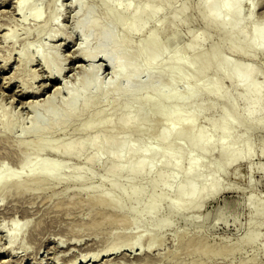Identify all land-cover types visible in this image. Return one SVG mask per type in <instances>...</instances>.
Masks as SVG:
<instances>
[{
    "label": "rangeland",
    "instance_id": "obj_1",
    "mask_svg": "<svg viewBox=\"0 0 264 264\" xmlns=\"http://www.w3.org/2000/svg\"><path fill=\"white\" fill-rule=\"evenodd\" d=\"M15 1H0V65L3 64L0 66V94H4V97L0 95V163L4 162V166L0 164V177L15 174L18 179L27 180L49 167L54 168L55 173L41 182L31 183L24 190L12 188L8 193H0V226L6 229L5 232L0 229V241L2 238L3 242L0 243V264H264V214L253 212L249 205V198L253 196L264 209V126L245 118L241 100L238 109L231 106L227 98H241V86H234L228 78H222L219 88L211 87L213 77L218 74L214 65L206 73L189 72V79L172 72L168 74L170 79H160L152 88L142 85L129 95L123 83L117 90L111 88L116 75L99 57L95 63L100 66L99 79L104 87L101 90L95 87L82 95L74 105V113L62 120L53 121L50 112H46L49 109L52 113L64 115L71 107L70 91L75 89L82 77V68L87 66L76 55L77 48L84 45L82 32L76 23L85 13H90L92 20L98 23L91 30L90 47H95L96 35L101 28H111L117 41L123 44L125 58L143 67H146V54L139 50L140 44L150 30L156 31L165 52L154 68L141 73L142 83L147 81L151 72H167L166 62L171 53L192 57L195 52H208L213 45L219 47L213 63L226 56L235 63L250 64L258 70V81L264 82V52L244 54L232 50L222 31L203 19L200 0H177L172 6L163 5L160 13L148 21L142 31L131 32H127L125 25L114 17L122 13L121 2L137 5L138 0H114L109 14L103 0H82L81 11L77 9L78 0H27L20 13L14 10ZM252 1V13L248 3L242 6L243 14L250 17L245 21L249 33L255 24L264 21V0ZM33 5H38L41 17L31 15L24 18ZM183 6L187 8L180 20L172 15V10L181 11ZM6 27L14 29L7 40L1 34ZM57 28L61 30L56 37H51L50 33ZM197 34L202 40L201 45L185 50L184 46ZM37 50L41 53L38 54ZM57 54L65 65L62 82L69 89L62 90L47 104L32 107L29 104L42 103L56 83L48 76L46 68L49 62L54 65ZM31 72L41 74L42 78L38 75V80H32ZM11 73L13 75H9ZM7 76L15 78L7 82ZM29 81L41 88L38 95L19 94L23 82L28 84ZM159 88L176 90L181 99H165L159 94ZM16 89L19 91L15 92ZM144 94L149 96V100L142 104L140 98ZM12 98L15 101L12 102ZM85 98L96 100L80 110ZM23 100L27 103L24 104ZM126 102L129 103L128 108ZM155 103L160 109L151 120L144 116L134 117L136 108L142 106L144 112L149 113ZM175 109L181 110V121L172 112ZM93 112L99 113L92 121L90 116ZM36 113L44 117L45 125H33ZM227 114L232 117L228 130L233 137L225 141L232 143L237 138L246 139L252 149L251 157L233 163L224 162L215 178L208 175V181H217L218 189L207 191L196 199L187 193L185 207L177 210L171 204L181 200L176 190L178 183L184 181L180 173L168 183L152 186L159 170L169 171L166 165H157L151 172H136L125 167L110 175L108 169L113 159L108 152L102 151L95 161L87 162V156L94 151L89 144L79 152L51 151L56 144L63 150L69 143L83 140L97 131L123 134L121 118L126 115L135 121L134 126L141 125L145 129L139 132L130 128L131 143L144 144L147 154H150L156 147L165 145L168 139L163 131L176 121L181 129H201L215 138L222 137L214 125L221 123ZM191 116L194 120L189 122ZM177 132L170 139L173 148L184 145L181 167L185 168L187 156L199 151L190 148L192 136L188 132L181 137ZM40 134L44 135L45 141L38 146L36 138ZM146 138L151 143L145 144ZM247 148L242 147L243 153ZM35 149L40 154L34 160V166L22 168L23 156L31 155ZM139 155L129 152L125 158L134 159ZM220 160L219 144L204 155L205 163ZM80 165L82 169L77 171L75 167ZM2 186L3 182H0ZM136 186L142 188L139 195H129ZM101 193L111 198L98 202L97 195ZM151 198L157 206L148 215L145 208ZM12 218L16 219L15 222ZM11 230L16 237L9 243L10 238L5 234ZM252 235H255L254 239L249 240ZM137 239L139 241L134 247L128 243ZM114 245L116 252L105 250ZM72 257L74 261L80 258L72 263Z\"/></svg>",
    "mask_w": 264,
    "mask_h": 264
},
{
    "label": "bare ground",
    "instance_id": "obj_2",
    "mask_svg": "<svg viewBox=\"0 0 264 264\" xmlns=\"http://www.w3.org/2000/svg\"><path fill=\"white\" fill-rule=\"evenodd\" d=\"M26 1L27 0H16L14 10L17 13H20L19 11L22 10L23 4ZM103 1L107 4V13L109 14L111 11V4L114 3V0H103ZM138 1L139 3L137 5H133L129 1L121 2L122 13L114 17L116 20L122 22L125 25L127 32L142 31L147 25L148 21H150L158 13H160L163 5L172 6L177 0H144V1L138 0ZM76 3H77L76 5L78 11H81L83 8V1L78 0V2ZM244 3L249 4L251 9L250 13H252L254 9L252 0H200L199 1L203 19L207 23L215 25L222 31L224 40L230 44L232 50L239 51L244 54L250 52H257V51L264 52V21L255 24L253 26L252 32L249 33V31L246 28L245 21L250 20V17L245 16L242 12V6ZM186 8H187L186 6H183L182 10L178 12L176 9H174L172 10V15L182 20L183 13L186 10ZM2 11H4V9H2ZM31 15H34L38 18L41 17V14L38 12V5H33L32 8L29 10V13L24 15V18H27L28 16ZM97 25L98 23L92 20L90 13H85L76 23L77 29L80 32H82V37H83L82 39L84 45L82 44L80 47H78L77 52L75 50L77 54L75 52L74 53L78 55V57H80L84 62H86L87 66L85 68H82L80 66L82 63L79 64L82 70L84 69L81 75L82 77L79 79L80 81L78 82L75 89L70 91L69 106L71 107L67 108L64 115L63 113L62 114L52 113L51 110L47 109L46 112H50V114L53 117V121L62 120L64 119V117L68 115H72L74 113V105L81 99L82 95H84L86 92L91 91L95 87H98L100 90L102 89V87H104L103 83H101L99 79L100 66L95 63L96 59L100 57V59H103V61L107 64V66L111 69V71L114 72L116 75V79L114 81V84L111 86V88L117 90L120 88V85L123 83L122 84L123 88L126 90V92L129 95L137 87H140L142 85H144L145 87L152 88L155 87L156 83L160 79H164V80L170 79V75L168 74H171L172 72H175L176 75L179 77L189 79L190 77L189 72L206 73V71L212 65H214L218 74L213 77L211 87H213L214 89L219 88L222 78H228L234 86H241L242 87V92L240 93L241 98H234V97L227 98L231 106L233 107L234 110L238 109V103L239 100H241L243 103V113L245 118L253 124L258 123L264 126V82L258 81L257 79L258 70L256 67L250 64L235 63L229 57L226 56H221V58L218 59L216 63H213V57L218 56V50H219V47L217 45H213L208 52L206 53L195 52V54L192 57H182L177 52L171 53L168 56V60L166 62L167 72L165 74L151 72L149 74L147 81L145 83H142L140 78L141 73H143L146 69L154 68L159 61V57L165 52V47L157 38L156 31L153 29L150 30L147 37L140 44L139 50L144 54H146L145 63H144L146 67H143L141 64H135L133 61H128V59L125 58L126 53L122 47L123 44L120 41L119 42L117 41L116 33L111 28H101L99 33L96 35L95 47L93 48L90 47L89 39L91 36V30L94 26ZM54 30H55L54 33H50L51 37H56L57 32H59L61 28H57ZM13 31H14L13 28L6 27L5 31L3 30V33L1 34L3 38L7 40L12 36ZM201 41L202 40L200 38V35L197 34L190 40L188 44L184 46V49L185 50L196 49L198 48L199 45H201ZM37 53L40 54L41 51L37 50ZM54 62L56 63V64L54 63V65L50 62L47 63L48 67L46 69L48 71V76L54 78L56 83L52 85L53 88L51 91H49L48 95L46 94L47 96H45L44 101L42 103H39L40 101L33 103L31 102L29 105H31L32 107L47 104L48 102L52 101L54 99V96L60 93L62 90L66 88L69 89V86L65 82L64 83L62 82L63 74L65 73L64 72L65 65L61 62V59L58 56V54L56 55ZM1 65L3 66V64ZM6 65L4 67H6ZM9 75H13V74L11 73ZM38 75H40L39 78H42L41 74ZM38 75L37 73L31 72V79L38 80ZM8 77L9 76L5 77L7 82H11V80L15 78L12 76L9 77V79H7ZM24 82L23 85H21V89H20L21 93L19 94L23 96L24 95L27 96L29 94L38 95V92L40 91L41 88L38 89L39 87H35L36 84L34 82L29 81L30 83L28 84H25ZM44 83L43 85H45ZM39 84L40 83L38 82V86ZM42 88H44V86ZM18 91L19 90L15 92ZM158 92L161 96L165 97V99H169V100L181 99L178 98L179 93L176 90L166 91L163 88H159ZM223 94L228 95V93H224V92ZM3 95L4 94H2V96ZM34 100H36V98ZM95 100H96L95 98H85L83 100V105L80 107V110H84L85 108L89 107ZM148 100H149V96L146 94L142 95L140 98V102L142 104L147 102ZM13 101L15 100L13 99L12 102ZM24 102H25L24 104L27 103V101ZM125 106L128 108L129 103L126 102ZM159 109L160 107L158 106L157 103H155L154 108H152V110L149 113H146L144 112L142 106H140L136 108L134 117L144 116L147 120H151L153 114ZM172 112L175 113L178 121L182 120L183 115L181 110L175 109ZM98 113L99 112H93L90 116V120L92 121L95 120ZM108 119L109 118H107L105 121H107ZM165 119H168V116H166ZM193 120L194 118L193 116H191L188 121L191 122ZM178 121H176L174 124L169 125L167 129L163 131V135L168 139L165 145L162 148L156 147L150 154H147L146 147L144 144L131 143L130 128L132 130L139 132H143L145 131V129L141 125L134 126L135 121L131 120L130 117H127L126 115H123L121 118V125L124 128L123 134H114V133L106 134L97 131L95 133H91L87 138H84L83 140L69 143L63 150L60 148L59 144H56L51 148V151L54 153L79 152L84 146L89 144L94 148V151L87 156L86 159L87 162L91 163L95 161L99 157L100 152L102 151L108 152L111 158L113 159V162L111 163L108 169L110 175L117 174L125 167L131 168L136 172H143V171L151 172L154 169V167L157 165H166L169 167V171H165L162 169L159 170L157 174V178L154 180L152 186L154 187L155 185H157V183L160 182L168 183L169 180L173 179L175 176L178 175V173H180L184 181L178 183V185L176 186V190L180 195L181 200L171 204V207L177 210L185 207L186 205L185 198L187 193L190 194L189 197H191L192 199H196L197 197H200L207 191H215L218 189L217 181L216 180L208 181V175L212 174L213 177L215 178V173L223 167L224 162L233 163L239 159H247L252 155L251 146L246 141V139L237 138L232 143H227V141H225L226 138L233 137L232 132L228 130V125L230 122H232V117L230 114L225 115L221 123H219L218 125L217 124L214 125V129L219 130L222 134V137L220 138H215L211 133L203 132L201 131V129L197 131H193L192 129H190V131L181 129L179 126H177ZM45 122L46 121L41 114H37V113L35 114V121L33 124L34 126L36 125L43 126L45 125ZM174 132H177L178 137H181L182 135L186 134V132H188L189 135L192 136L190 148H194L199 151L198 153H191L187 156V166L185 168L181 167V160L183 159L184 156V150H183L184 145L181 144L177 148H173L172 146L173 141L170 138L172 137ZM156 140L158 141V139ZM44 141L45 138L43 134L37 136L36 144L38 146L43 145ZM144 141L146 142L145 144L151 143V141L148 140V138H146ZM216 144H219V153L222 161L221 160L217 162L210 161L205 163L204 155H207L208 152L215 149ZM244 146H248L247 151L245 153H243L242 150V147ZM129 152L138 153L140 155L139 157L134 159L125 158L127 156V153ZM39 154H40L39 150L35 149V151L31 155L23 156V158L21 159L20 166L22 168L33 167L35 164L34 160L39 156ZM0 164L1 166H4V162H1ZM75 169L77 171H81L82 167L80 165L78 167H75ZM54 171L55 169L52 167L45 168L40 173H36L32 175L27 180H20L15 174H7L5 176H2L0 177V182H3V186L0 187V193L2 194L8 193L12 188L17 190H24L25 188L30 187L31 183L41 182L44 179L50 177L51 174L54 175L55 173ZM141 191L142 188L136 186L133 190H131L129 195L138 196L139 195L138 193H140ZM110 198L111 197L106 193H101L97 195L98 202H104ZM249 205L253 212L264 214V209L261 208L259 203H257V201L254 200L253 196L249 198ZM156 206H157L156 201L153 198H151V200L149 201L148 205L145 208L147 214L151 215L152 212L155 210ZM14 220L13 222H15ZM0 229L4 232L6 231L4 226H0ZM5 235L10 238L9 243H11L16 237L15 232L12 230ZM3 236L4 235H2V237ZM254 237L255 235H252L248 237V239L253 240ZM138 241L139 240L137 239V241H130L128 243L132 247H134L137 245ZM1 242H2V238L0 243ZM4 245L7 246L5 243ZM5 246H1V247H5ZM68 247L70 248V246ZM88 248L91 249V247ZM112 249L113 251H115L117 247H115V245L111 247L109 246V249L107 247L105 250L110 251ZM1 250L3 249L1 248ZM105 250L104 252H107ZM102 251L100 253H102ZM95 257H97L98 259V256ZM140 257L138 256V258ZM24 258L25 257H23L22 259L24 260ZM58 258L59 257H57L56 259ZM68 258L69 257H67V259ZM74 258H76V256H74ZM79 258H77L76 260H78ZM71 260H73L72 263L76 261V260L74 261L73 257ZM109 261H107V263Z\"/></svg>",
    "mask_w": 264,
    "mask_h": 264
}]
</instances>
